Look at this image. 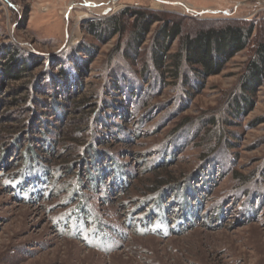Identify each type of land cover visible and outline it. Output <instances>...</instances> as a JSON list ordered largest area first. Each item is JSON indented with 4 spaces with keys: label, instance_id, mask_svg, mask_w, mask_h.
<instances>
[{
    "label": "rangeland",
    "instance_id": "374dc122",
    "mask_svg": "<svg viewBox=\"0 0 264 264\" xmlns=\"http://www.w3.org/2000/svg\"><path fill=\"white\" fill-rule=\"evenodd\" d=\"M126 11L120 36L89 33L90 24ZM133 12L158 20L138 54L130 43ZM163 22L181 30L170 54L182 38L200 30L244 23L254 32L248 48L218 75L201 83L186 70L191 81L185 84L152 63L151 39ZM259 43H264V0H0V68L18 53L16 59L28 62L34 75L32 84L58 82L59 69L73 73L81 86L72 99L96 103L85 109L93 116L109 115L108 126L88 124L82 146L91 142L134 176L126 192L108 193L107 180L90 189L84 164L63 173L57 166L68 149L52 158L28 140L33 111L24 112L20 99L29 79L0 77V264H264V80L251 110L237 118L230 114ZM88 60L82 72L78 67ZM115 84L138 91V97L122 99L117 110L106 108ZM80 117L74 110L39 137L55 141ZM8 134L26 138L24 146H32L40 165L54 172L45 194L32 185L23 194L14 190L22 187L17 179L24 164L21 154L9 149L2 154ZM96 135L106 141L96 142ZM212 165L219 170L210 176L212 192L197 195L201 206L193 208L188 224L180 192L165 198L154 219L151 200L160 190L151 184L158 176L164 183L168 178L185 183V177L205 174Z\"/></svg>",
    "mask_w": 264,
    "mask_h": 264
},
{
    "label": "trees",
    "instance_id": "16d2710c",
    "mask_svg": "<svg viewBox=\"0 0 264 264\" xmlns=\"http://www.w3.org/2000/svg\"><path fill=\"white\" fill-rule=\"evenodd\" d=\"M126 14L127 11L122 13L121 17H113L102 24H90L88 29L89 33L93 36H101V33L105 32L108 34L109 39L115 36H120L127 26V24L122 21L123 16ZM131 18L133 20L130 27L134 28V31L130 35V43L134 53L138 54L150 33L152 25L158 20L143 12H133ZM253 32V25L244 23H234L224 27L200 30L193 37L186 36L182 38L177 52L170 54V46L180 37L181 30L177 23L163 22V24L160 27H157L153 32L150 47L151 60L157 70H161L163 73H169L173 80H180L185 84L189 83L191 78H189V74H187L186 71L189 70L192 77H195L202 83L206 79L218 75L224 69V66L228 61L234 58L236 54L247 49L252 39ZM125 52V56L130 58L127 55V51ZM6 55L7 54L5 53L4 56ZM17 55L18 53H14L7 64L1 65L0 77H2V79L11 78L17 80L25 76L29 79L24 86L26 88L24 93L26 96L24 99H20V104H23L24 112L33 111V120L29 125H26V128L29 130L27 134L28 136H31L30 139H28L31 144H41L40 149H43L45 151L44 154H49L52 158L59 155L60 148L62 150L68 149V154H65L66 157H64L65 161L60 162L57 167L62 170L63 173H68L74 168V165L82 167L81 165L84 164L85 166H88L87 175L83 177L89 181L91 190L95 191L96 189H99L101 185L104 184L103 182L107 180L108 193H115L120 190L126 192L129 189L128 181L133 179L134 176L130 175V173L127 172L125 168L119 164L114 157H112V155L96 148L91 142L86 146H82L87 139V136L85 137V128H87L88 124L94 126H108L107 118H105L106 116H109L107 114L108 112H104V115L99 113L98 115L93 116L95 112L88 113V111L85 112V109H88L93 105H96L97 107L96 103L85 98L77 100L72 99V96L77 94L75 92L80 88L79 85L81 86L79 80L73 77V73L71 74L59 69V76H57L58 82H49L48 84L50 87L46 82L44 83L42 81L32 84L35 78L34 75L30 74V69L27 65L28 62L24 61V59H20L19 61L16 59ZM89 62L90 60L80 63L78 68L82 69V72H84L86 68L85 66L86 64H89ZM263 80L264 43H259L254 48L253 54L248 61L247 68L241 76L238 87L239 99L237 97L233 98V109L230 113L232 117L237 118V116L246 114L251 110V98L255 95L257 88L262 85ZM111 90L110 95L114 100L113 102H105L104 104L107 106L106 108L110 107L115 110L118 109L116 104L122 103V99L127 103L133 98V96L138 97L139 94L138 91L137 93L131 91H129L130 93L125 92L123 88L117 86V84L113 85ZM48 92H52V100L48 99L50 98L48 95L50 93ZM16 103L18 102L16 101ZM96 107H94V109ZM67 108H69L68 111L66 110ZM74 110L79 111L81 117L76 120H70L69 130L60 135L57 140L48 141L39 137L47 131L49 124H52V122L64 121V118L68 114L70 115L71 112H74ZM113 115L115 114L113 113ZM119 115L122 116L121 114ZM26 122H28V120ZM13 135L8 134L7 137H4V140L2 139L4 143L1 150L3 152L2 154H5V150L9 149L11 155H14V153L22 155L21 159H23L24 168L17 179L19 180V182H17V187H22L14 190H16L17 193L21 190L22 192L20 194H23L28 192L29 186L32 185L31 188H33V186H38L43 194H45L47 191L45 185L47 186L49 180L54 178V172L50 167L40 165L38 157L34 151L35 149L32 148V146H24V142H29L26 138L19 134H15L14 137ZM96 136V142L103 143L106 141L102 135ZM112 140L114 142H120L119 139L115 137L112 138ZM3 159L4 158H2V160ZM77 160L79 164H77ZM3 162L6 163L4 160ZM216 166L218 165L209 166L206 169L205 174H202V170L197 175H194L197 172L193 173L192 176L188 175L185 177V183L181 181L176 182L170 178L164 183L161 179H158V176L155 183L151 184L160 191L158 190L159 192L157 193L156 198L154 197L151 200V205H154L156 210L151 209L150 214L157 220L158 216L161 214L159 213L160 208L162 207L161 203L166 201L165 198H171L177 192H180L182 194V199H180V205L182 206L181 209L184 208L186 210V218L184 219V222L185 224H188L189 222L187 219L189 215L191 214L193 216L194 214L193 208L199 209L201 206V202L198 201L197 195H208L212 192L211 188L214 187L212 186L213 173L215 171L219 172L218 169L215 170ZM42 185L44 186L40 188ZM78 187L81 188V182L78 183ZM149 202L150 201L144 204H149ZM75 211L79 213L81 212V209L77 207ZM147 216L148 215H146L145 218H147ZM162 218H159V221L162 222L165 220ZM173 233H179V231L172 232V234Z\"/></svg>",
    "mask_w": 264,
    "mask_h": 264
}]
</instances>
